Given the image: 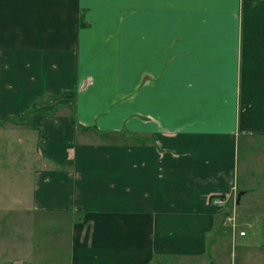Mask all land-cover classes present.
<instances>
[{"label": "crops", "instance_id": "crops-1", "mask_svg": "<svg viewBox=\"0 0 264 264\" xmlns=\"http://www.w3.org/2000/svg\"><path fill=\"white\" fill-rule=\"evenodd\" d=\"M5 122L33 135L30 209L71 217L68 264H213L264 141V0H0Z\"/></svg>", "mask_w": 264, "mask_h": 264}, {"label": "rangeland", "instance_id": "rangeland-1", "mask_svg": "<svg viewBox=\"0 0 264 264\" xmlns=\"http://www.w3.org/2000/svg\"><path fill=\"white\" fill-rule=\"evenodd\" d=\"M32 139L16 124L0 125V264H68L71 217L30 209L32 172L39 163ZM237 183L248 193L238 206L226 204L225 234L213 235L217 243L207 258L213 264H264V141L241 144Z\"/></svg>", "mask_w": 264, "mask_h": 264}, {"label": "built area", "instance_id": "built-area-1", "mask_svg": "<svg viewBox=\"0 0 264 264\" xmlns=\"http://www.w3.org/2000/svg\"><path fill=\"white\" fill-rule=\"evenodd\" d=\"M213 204H214V205H217V206H219V207H224V206H225V202H224V201H221V200H219V199H214V200H213ZM232 220H233L232 218H231V219H230V218L228 219L229 222H231ZM233 227H234V224H233ZM241 235H243V233H240V236H241Z\"/></svg>", "mask_w": 264, "mask_h": 264}, {"label": "water", "instance_id": "water-1", "mask_svg": "<svg viewBox=\"0 0 264 264\" xmlns=\"http://www.w3.org/2000/svg\"><path fill=\"white\" fill-rule=\"evenodd\" d=\"M244 194V191H239L237 196H236V200H235V205H239V202H240V199H241V196Z\"/></svg>", "mask_w": 264, "mask_h": 264}, {"label": "trees", "instance_id": "trees-1", "mask_svg": "<svg viewBox=\"0 0 264 264\" xmlns=\"http://www.w3.org/2000/svg\"><path fill=\"white\" fill-rule=\"evenodd\" d=\"M65 95H66V93H65Z\"/></svg>", "mask_w": 264, "mask_h": 264}]
</instances>
